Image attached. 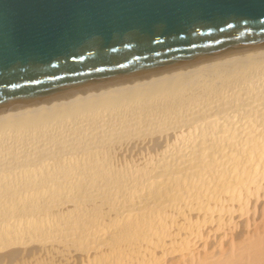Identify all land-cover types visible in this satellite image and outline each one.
<instances>
[{
    "label": "bare ground",
    "instance_id": "6f19581e",
    "mask_svg": "<svg viewBox=\"0 0 264 264\" xmlns=\"http://www.w3.org/2000/svg\"><path fill=\"white\" fill-rule=\"evenodd\" d=\"M0 264H264V50L0 114Z\"/></svg>",
    "mask_w": 264,
    "mask_h": 264
},
{
    "label": "water",
    "instance_id": "95a60500",
    "mask_svg": "<svg viewBox=\"0 0 264 264\" xmlns=\"http://www.w3.org/2000/svg\"><path fill=\"white\" fill-rule=\"evenodd\" d=\"M264 50V0H0V114Z\"/></svg>",
    "mask_w": 264,
    "mask_h": 264
}]
</instances>
